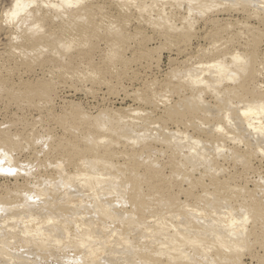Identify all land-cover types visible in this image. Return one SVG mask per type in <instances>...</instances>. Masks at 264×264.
Instances as JSON below:
<instances>
[{
	"label": "rangeland",
	"instance_id": "rangeland-1",
	"mask_svg": "<svg viewBox=\"0 0 264 264\" xmlns=\"http://www.w3.org/2000/svg\"><path fill=\"white\" fill-rule=\"evenodd\" d=\"M115 1L112 0V5H108L109 9L104 13V17L102 14H99V17L94 12L90 14L91 18L80 19L71 25L73 29L83 28V34L74 37V40L71 39L72 41L66 42L59 49L65 58L62 63L56 65L51 62L56 59L51 50L59 45L57 39V37L60 39L59 35L50 40L47 52L44 49L45 54L42 53L37 57V53L40 51L39 54H41L42 51H33L32 56L34 57H31L34 59L25 57L23 62L29 59L32 61H26L24 66L12 71L13 75L9 73L7 80H4V77L3 80H0V149L8 152L14 159V163L11 164L0 159V217L22 210V207L18 208V206L25 201L30 203L31 210L43 206L48 212L51 211L48 210L51 203L60 205V202H69L66 207L68 205L69 209H75L77 204L72 203V196L63 199L56 193V190H60L64 186L63 181L58 182L57 177L60 174L65 172L66 176L72 175L71 173L77 170L76 167H80L82 160L93 158L98 154L114 162L117 161L118 164L127 158L126 161L124 160L126 166L124 164L123 166L128 170L140 169L142 174L135 180L129 179L126 193L105 196V199L118 203V206L113 210L119 212L120 215L116 220H111L107 216L93 212V217L97 216L101 223L126 232L125 223L127 221L140 223L144 218L150 217L156 212H165L162 211L163 209L176 210L179 213L178 210L181 209L182 202L188 204L190 208L194 206L204 210L209 215L207 219L212 215L215 217L212 213L213 206L220 209L219 206L227 203L226 205L229 204V207L231 205L232 208L238 210L240 209L238 205H241L250 217L247 225L249 233L242 248L232 247L227 250L216 246L211 250L208 259H203L201 249L202 246L211 242L208 239L201 247L185 246L184 249L192 256V259L179 258L174 264H235V262L238 264H264V152L253 146L247 147L246 144L249 140L242 136L243 132L238 131V134H234L237 131L235 127L240 122L236 112L243 106V100L258 98L256 96L264 92V12L259 11L258 16L249 20L247 25V12H251L255 6L252 0H202V3L195 7V19L190 20L191 23L187 24L182 21L183 25L181 20L179 22L173 19L175 22L167 21L168 25L165 22L167 18H164L165 21L160 18H158L160 21L155 18L150 21L146 20L147 17L145 16V18L144 15L140 17L142 14L137 15L139 12L134 10L124 14L120 12ZM257 1L262 3L264 0H256L255 4ZM183 3H188V1L183 0ZM259 3L257 5L259 7L261 5V9H263L264 3ZM1 4L3 5V3ZM1 4L0 17L1 10L4 8V5ZM89 4V0H80L77 9H82ZM213 20L215 21L213 22ZM108 21H112L111 25ZM210 21L212 22L210 23ZM50 22L49 19L43 21L44 31H46V27L51 28L48 25ZM170 23L175 25H170ZM251 26L254 27H252L253 29L256 27L258 29L252 30L250 33L251 31L248 30L252 29ZM108 30L113 34L107 35ZM108 39L111 40V46L107 44ZM240 44L247 45L248 50L242 47L241 49L243 52L244 50L247 51L246 53L249 52L248 64L230 73L236 82L233 87L234 83L231 84L226 79L221 80L219 89L229 88V85L231 87L223 94L222 100H216V95L205 89L206 86L203 84H196L187 71L193 69V63L195 65L200 61L211 60L214 58L213 56L221 55L223 50L229 52L238 49L239 52H242L238 46ZM218 49L221 52L216 51ZM206 50L207 53L210 52L207 54ZM196 55L198 58L195 57ZM3 57L6 58L5 55H1L0 58ZM190 58L192 59L190 60ZM226 60L229 61V59ZM42 65L53 66L52 72L48 74L46 71V77L43 79L40 68ZM259 70L260 72H258ZM197 74L199 75L196 73V76H198ZM204 77L209 78L208 75ZM20 78L23 81L19 80ZM10 80L14 81V84H18L11 88L13 84ZM199 91L200 93L204 92L201 94L202 99H199L201 101L198 100ZM204 102L208 105H205ZM227 104L230 107V118L232 117L231 119L234 121L231 122L232 127L226 119V122L225 120L221 121L222 118L218 116L221 110L229 108ZM223 112L221 113L223 114ZM122 117L124 120L128 118L126 119L128 121L119 120L123 119ZM134 118H139V120L136 121ZM144 118H147L149 123ZM131 119L135 120V123L130 121ZM150 122L153 125H150ZM219 122L225 130L228 129L227 133H230L231 129L230 134L233 135L230 136L236 138L235 141L223 138L224 141H227L224 142L226 146L224 149H226L222 150L220 154L216 148L218 142H213L216 138H222L223 132L216 131L214 128L215 124ZM125 123H127L126 126ZM143 123L145 127L142 126ZM122 125L124 126L122 127ZM129 125L133 128L127 134L131 135L132 133L131 136H134L136 133L138 138L135 136V141L126 138L128 136L126 131L130 130ZM114 126H121L125 129L122 131L124 133L117 132L118 130ZM137 126L139 129L135 128ZM141 126L147 128L145 132ZM158 126L160 129L164 127V130L156 128ZM111 128H115V131L110 132ZM166 128L169 129L167 132ZM172 131L173 134H178L181 131V138L178 141L187 134L193 136L194 139L198 137V140H206L202 143L203 145H200L201 148L199 147L200 149H203L202 146L204 149L213 147L205 150L204 154L208 153L205 154L206 159L210 160L214 156L216 160L218 158L217 150L219 159L213 163L212 166L215 167L213 171L211 169L210 173L205 172L208 174H204V177L201 178L202 165L200 167L186 162L180 166L174 163L172 161L174 159L170 158L172 149L167 145L162 146L157 143L159 138L160 140L168 139L170 137L165 138L164 136L170 134L174 136ZM124 134L126 137H123ZM176 134L175 137L178 138L179 134L177 136ZM205 134L210 136H207L210 141ZM216 135L218 137H215ZM131 136L130 138H132ZM100 137H106L108 140L100 142ZM240 141L241 143H239ZM210 142L211 145L213 143L212 147L209 145ZM137 143H140L139 146L144 143H151L153 147L155 146V151L152 150L154 156L150 155V158H146L152 154L150 151L146 156L138 154L145 157L131 155L126 158L120 156L113 159V152L125 150L131 153V147ZM190 144L192 143L190 142ZM205 146L207 147L205 148ZM210 155L211 157H209ZM79 171L77 170V172ZM255 172H259V175ZM240 173H245L243 174L245 176L236 179V182L233 179L230 180L233 175ZM246 177L248 178L246 179ZM203 183L210 186L207 185L206 190L212 196L202 193L205 189ZM32 184H34L33 186L37 184V189L31 188ZM76 184H78L77 181ZM18 185H21L20 188ZM152 185L153 188L147 190ZM71 186L69 183V187ZM69 192L76 194L78 190L72 188ZM90 198L84 195L82 199L88 201ZM31 204H35V207H32ZM210 205L212 206L210 207ZM10 206L13 207V210L5 211ZM144 208H147L146 212ZM182 209L179 210L180 214L186 216L187 212L185 211H189V207L187 210L184 209L185 211ZM45 211L40 213V218L44 217ZM166 212L164 214L168 213ZM69 213L72 215L71 212ZM238 213L240 214L241 211ZM204 216L201 217L204 218ZM201 217L199 218L203 220ZM213 217L212 219H214ZM72 218L68 217V219ZM58 219L57 216L56 220ZM73 220L70 222V227L75 222ZM169 220L171 222V219ZM172 221L176 222V220ZM1 229L4 230V227ZM129 232L130 234L127 236L136 242L135 238L139 236L141 228L135 232L131 230ZM0 233V235L4 234L2 230ZM69 242L65 245H69ZM63 245L55 246V248L59 249ZM145 253L149 259L156 263L164 262L166 264L168 261V253L158 254L154 249ZM170 254L178 255L172 251ZM143 255L145 254L143 253ZM102 259H107V257L104 256Z\"/></svg>",
	"mask_w": 264,
	"mask_h": 264
},
{
	"label": "bare ground",
	"instance_id": "bare-ground-1",
	"mask_svg": "<svg viewBox=\"0 0 264 264\" xmlns=\"http://www.w3.org/2000/svg\"><path fill=\"white\" fill-rule=\"evenodd\" d=\"M0 1L4 5L3 6L0 3L4 7L3 10H1L2 14L0 17V57L1 55L6 56V58L5 57L0 58V80H3L4 78H5L4 80H7L8 79L7 76L10 75L9 73H12V71H15L17 68L19 69L21 66H24L26 61H30L32 57H34L32 56L33 51L37 52V50H41L42 51L41 54H39L40 52L39 51L37 53L38 55L36 56L39 57V55H42V53H44V49L45 51L47 48L49 49L50 40L55 39L59 35H60L59 36L60 39L57 37V39L59 40V45H57L55 49L51 50V53L54 54L56 59L53 61L51 60V62L52 63L54 62L56 65L57 63H62L63 60H65V58L60 53L59 49L62 46H64L66 42H70V40L73 39L74 37L83 34L82 32L83 28H78V29L75 28L76 29L75 30L72 28L71 25H73V23H75L80 19H84L88 17L91 18L90 14L94 12H96L97 16L99 14L100 15L102 14L104 17L105 15L104 13L107 11V9H109L108 5L111 4L112 2V0H97V1L92 0L93 2L89 0L90 4L88 6L82 9H77L80 0H56L57 3L55 2V0H0ZM187 1L188 3L184 4L183 0H116L115 4L121 10L120 12L124 14L129 12L130 10H134L139 12V13L136 12L137 15L142 14L140 17H142L143 15L144 17L146 16L147 17L146 20H150V21L155 19L159 20L158 18H160V20H163L164 18L165 19L167 18L168 20L166 19V21L164 19L166 23L167 21L171 23L175 22L173 20L175 19L178 20L179 22L181 20V22L184 21L185 23L188 24L190 20L195 19L194 18L196 14L195 7L198 4L202 3V0H187ZM252 1L254 2L255 6L254 9L251 10V12H247L248 14L246 13L247 14L246 16H248V18L246 17L247 25L249 20L251 21V19L253 18L255 19L258 16L259 11L264 12L263 6H262L263 9H261V5L260 7L259 5H257L259 3L258 1L256 2V4H255L256 0H252ZM263 3L264 1H262L261 4ZM93 18L95 19V17ZM46 19H49L51 21L48 24L49 27L51 28L46 27V31H44L43 21H45ZM214 21L215 20H213V22ZM108 22L109 25H111L112 21H108ZM211 22L212 21H210V23ZM171 23L170 25H175ZM240 23L238 22V24ZM247 25L245 26L247 27ZM252 27L253 26H251V28ZM253 28L248 31L249 32L251 31L250 33H252V30L255 31V29L256 30L258 29L257 27L255 29ZM107 32H109V30ZM23 33L24 36H22ZM112 34L113 32L110 31L107 35H112ZM110 42L111 40L108 39L107 44L109 46H111ZM238 46L240 49L242 47L248 50L247 45L245 44L244 45L240 44ZM49 51L48 53L51 54ZM216 51L221 52L220 49ZM240 51H242V49ZM209 52L210 51H208V53ZM246 52L247 51L245 50L244 52L243 51L239 52L238 49H234V51H229V52L223 50L224 54L221 53V55L219 56L215 55L216 57L215 56H213L214 58L211 57L212 58L211 60L206 59L208 61L206 62L200 61L197 62L198 64L196 63L195 65L193 63L192 64L193 69L191 70L189 69L190 71L189 72L187 71V73H189L191 79L193 77L196 84H203L204 86H206L205 89L216 95V100L220 101L222 100L221 97H223V94L227 91V89L231 87L229 85V88L222 87V89H219L220 88L219 86L221 85L222 82L221 80L226 79L227 82H230L231 84L234 83L232 87L235 85L236 83L235 78H233V76H231L230 73L234 72V70L236 69L238 70L239 68H243L248 64L247 60H248L249 52L248 53ZM36 56L35 58H37ZM25 57L28 58L30 57L31 59L25 60V62H23ZM195 57H197V55ZM191 59L192 58H190V60ZM226 59H229V61L227 62ZM191 63L192 61L190 62V64ZM55 64L54 66H56ZM40 68L42 70L41 71L42 72L41 75L43 76L42 79L46 77L45 76L46 71L49 74V72H52L53 70L52 65L49 66L42 65ZM258 72H260V70ZM196 73H199V75L197 74L198 76H196ZM203 75L204 76L208 75L209 78L206 79ZM21 76L23 77V75ZM19 80H21V78ZM11 83L13 84L11 88H14L18 84V83L14 84V81ZM255 87L257 88L256 85ZM200 91L198 93V100L201 98V94L204 93V92L200 93ZM256 97L258 98L252 97L253 98V99L251 98L252 100L249 99L247 101L246 100H243V102L241 101L243 106L240 107V109L236 112V115H239L238 119L240 122H238L237 127H235L236 126L235 123L233 124V126L235 125L234 127L237 130L236 131L233 129V131H236L234 132V134L237 133L238 131L243 132L244 135L242 134V136L248 138V140L250 141V142L248 141V144H246L247 147L253 146L257 148L259 151L264 152V92H262L261 95L259 94V96ZM189 99L191 100V98ZM204 104L206 105L207 103L204 102ZM227 106L229 107L228 104ZM226 108L225 110L223 109L225 113L221 110L223 114L219 112L218 116L222 118L221 121L222 120L224 121L226 119L228 121V124L231 126L232 125L231 122L234 121H232L231 119L232 117L230 118L231 116L229 114L230 107L227 109ZM122 118L123 119H119V118L118 119L121 121H125L126 119H128L126 118L124 120V117ZM137 119L139 120V118ZM145 119L147 118H144V120ZM130 121H134L135 123V120L131 119ZM148 121L149 120L147 119V122ZM153 121L151 120L152 123ZM151 122L150 125H153L151 124ZM127 123H125L124 125L126 126ZM119 124L121 125V122H119ZM130 124L134 125L133 123ZM139 124L141 123L139 122ZM217 124H215L216 126L214 128L216 129V131H219L221 133L223 132V134H222V138L221 137L216 138L213 140V142L215 143L218 142L216 148L220 154L222 150L224 151L226 149V148L224 149V147H226L224 142L226 143L227 139L234 140L236 138L230 136L233 135L230 134L231 129H230V133H227L228 129L225 130L223 128L224 126H222L220 122ZM124 125H122V127ZM154 125L156 126V124ZM118 126L117 127L114 126L115 128H117L118 130L117 132L120 131L121 133H124L122 131H124L125 129H123L121 126L120 127ZM142 126L145 127V124L143 123ZM142 126L141 128H144ZM115 128H111L109 129V131L114 132ZM132 128L133 126L130 127V130L128 129V131H126V135H128L127 132L132 131ZM135 128L139 129L138 126ZM156 128L160 129L159 126ZM145 129L147 128L143 129L144 132L146 131ZM167 129L168 128H166V132L169 130ZM160 130L161 131L164 130V127L163 129ZM180 132L181 131H179L178 133L179 134L178 138L175 137L176 133L173 134L174 133L173 131L171 133L174 136H172L171 134H170L171 136L170 135L164 136L165 134L168 133H165L164 135L162 134L165 138L168 137L170 138L160 140L159 138L160 136L163 138V136L160 135L159 137H157L159 139L156 138L158 140L157 143H160L162 146L167 145L169 148H171L172 155L170 158L174 159L172 161L180 166H182L186 162L193 163L194 165H198L200 167L202 165L201 168H203V170L201 171L202 174L200 173V176L201 178H203L205 172H209L211 169L213 171V168H215L212 165L216 160L219 159L218 151L216 150L218 155V158L215 156L217 158L216 160L214 156L211 158L212 160L206 159L205 157L208 153L207 154L205 153L206 154L205 155L204 152L208 147L205 146V148L206 147L207 148L204 149V146H202L203 149H200L201 148L200 145L203 142H206V140L201 141L203 139H201L200 137L199 138L201 140H198V137H196L197 139L196 138L194 139L193 136L187 134L184 136V138L178 141L179 138H181ZM201 132L206 133L204 131ZM178 134H176V136ZM129 135L126 137L124 134L123 137L125 136L127 140H134V141L136 140V138H134L135 136L137 137L136 133L135 135L133 134L134 136H131L132 135L131 133L130 136L132 138H130ZM207 136L210 137L209 135H206V138H208ZM215 137H218V135H216ZM212 138L213 137L211 136V139ZM223 138H226V140L224 141ZM107 140L108 139L106 137L99 138L100 142H106ZM185 142L187 143V145L189 143V145L187 146ZM190 142L192 144H190ZM239 143H241V141ZM139 144L137 143V145H135L137 146L136 148L134 145H133L134 147L133 146L131 147L132 149V151L130 150L131 153L125 150L124 151L120 150V152L118 150V152L116 153L113 152L112 155L114 156L113 159H117L120 156L126 158L128 156L130 157L131 155L145 157L147 153L149 154L150 151L152 150L155 151L156 149L154 148L155 146L153 147L151 143H144L140 146ZM209 145H211V142L209 143ZM212 146L213 143L211 147ZM153 151L152 154L149 155L147 154L149 157L146 156V158H150V155L154 154ZM214 153L212 154L214 155ZM138 154H145V156ZM209 157H211V155ZM93 158L82 160L79 167L82 169L76 167L78 171L79 170L81 171L77 172V170L75 169L76 171H74V173L77 172L75 173V175L74 173H71L72 175L66 176L64 172V174L63 173L60 174L61 177L60 175L59 177H57L59 180L58 182L60 181L64 182V186L62 189L56 190V193L60 196V198L63 197V199L67 196H72V203L77 204V207L75 209H69L70 207L68 208V205L66 207V204L69 202H60V205L59 204L57 205L56 203L55 204L51 203L48 208V210L51 211H48L50 213L48 215V212L45 211L46 209L43 206L35 207L34 206L35 204H31L32 207H35L34 210L33 209L31 210L30 203L25 201L23 204L18 206V208L22 207V210L13 213L11 215H6V216L1 215L2 217H0V224L2 225L1 226L2 228L4 227V230L1 229V227L0 230H2L4 234L0 235V264H161V263H156L152 259H149L147 257L145 252L149 251L150 249L156 250L158 254L168 253L167 254L168 261L166 262V264H174L175 261L179 258L186 260L192 259V256L188 254V252L184 249L185 246L201 247L202 245L205 244V242L208 239H210L211 242H209L208 245L206 244L205 246H202L201 249L203 259H208L211 250L213 249V247L216 246L223 247L224 249L227 250L232 247L242 248L244 246L245 239L249 233L247 225L249 223L250 217L241 205H238L240 209L237 210L236 208H232L231 205L229 207V204L226 205L227 203L225 201L222 202H225L226 206L221 205L222 204L221 203L220 204L221 207L219 206L220 209L215 208L217 206H213L215 208V209L213 208L212 210V213H214L215 215V217H213L212 215L214 219H212V217L207 219V216L209 217V215L204 210L199 208L197 209V207L195 208L194 206H193L194 209L193 207L190 208L188 204H183L182 202V204L178 203L181 204L180 205L181 209L184 208L185 210H187L189 207L188 209L189 211H185L184 209H182L185 212H187V215L185 213L186 216L180 214L179 210L181 209L179 208H177L179 209L178 210L179 213H177L176 210L169 211L170 210L169 209L167 211L164 209L162 210L161 208L162 211L165 212L167 211L168 213L166 212L167 214H164L165 212H161L163 213L161 214L159 212L158 213L156 212L152 216L144 218L143 221H141L140 223H137L135 221L132 222L127 221L125 223L127 227L126 232H123L119 228H111L106 224L101 223V221L97 218V216L93 217V212H97L102 216H107L111 220H116V218L120 215L119 212L113 210L115 207L118 206V203L116 201L105 199V196L112 194L114 195V194L126 193L127 192L126 187L130 182L129 179L132 178L133 180H135L140 174H142V172L139 171L140 169L139 170L137 169L135 171L133 169L131 170L126 169L125 168L126 165L124 164V162L127 160V158L126 160L124 159L125 161L123 160L122 163L119 164L117 163V161L114 162L113 160L107 159L100 154L94 156ZM0 159H3V161H5L7 164L14 163L13 157L8 152L2 149H0ZM123 164L125 166H123ZM255 173L258 174L259 172H255ZM243 174L242 173L236 174L237 176L233 175V178H230V180L232 181L233 179L234 182H236L237 181L236 179H240L245 176V175L243 176ZM230 177H232V175ZM248 177H246V179ZM76 181L78 182V184H76ZM69 183L73 187L72 186L69 187ZM34 184H32V186L30 185L31 188L33 187L37 189L38 185L36 184L35 186H33ZM207 185L203 187L205 189L203 190L202 193H204L205 195H211L206 190ZM20 186L18 185L19 188ZM72 188L78 190V193L72 194L71 192H69L71 191ZM152 188L153 185L151 188H148L147 190L149 189L151 190ZM141 189L143 190L142 187ZM84 195L91 197L90 200L83 201L82 198ZM211 206L212 205H210V207ZM222 206L224 207L222 208ZM11 210H13L12 206L5 209V211L7 212ZM43 211H45L46 213H44V217L40 218L41 215L40 213ZM240 211L241 213L239 214L238 212ZM69 212H71L72 215ZM203 215H205L206 217L205 216L204 218L201 217ZM57 216L59 218L58 220H60L59 222H57L58 220H56ZM168 216L170 217L169 219H171V222H169L170 220L167 218ZM68 217L69 218L73 217L72 219H74L73 221H75L74 222L75 224L73 223V221L72 223L74 224V226L72 224L71 225L72 227H70V222L72 219H68ZM199 217L203 218V220H201ZM172 220H176V222H173ZM136 227L137 229H135ZM140 228H141V232L139 233V236L135 238L136 242L132 241L127 236L130 234L129 231L131 230L132 232H135ZM67 242H69V245H65ZM62 244H64L63 247L59 249L55 248V246L59 247L62 246ZM170 251L177 253L178 255L174 256L170 254ZM143 253L146 256L143 255ZM104 256H106L107 259H102ZM162 264L165 263L163 262ZM235 264L238 263L235 262Z\"/></svg>",
	"mask_w": 264,
	"mask_h": 264
}]
</instances>
